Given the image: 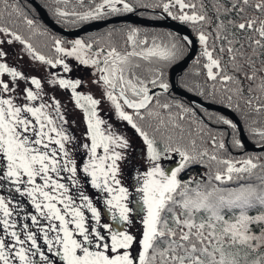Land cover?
Wrapping results in <instances>:
<instances>
[{"label":"snow or ice","instance_id":"6c2138e0","mask_svg":"<svg viewBox=\"0 0 264 264\" xmlns=\"http://www.w3.org/2000/svg\"><path fill=\"white\" fill-rule=\"evenodd\" d=\"M175 6H178L180 13L178 16L173 15L171 11V7ZM195 7V4L187 0H167L163 3V10L173 19L182 22L196 23L205 19L195 12L192 14L184 12L185 8L195 9ZM233 8L238 13H244L246 9L252 8L260 14L259 17L241 16L243 22L236 26L241 31L250 30L258 34L260 38L254 43L264 48V19H261L264 17V0H238L233 4ZM106 10L115 13L121 10L131 12L133 9L126 0H103L94 11L80 15L79 18L81 20L98 18L106 15ZM56 14L61 17L70 15L69 12L60 9H57ZM25 22L29 27L34 23L27 18ZM0 32L14 35V39L25 44L35 59L52 67L62 64L65 72L70 71L62 60H46L43 55L36 54L30 43H26L19 35L11 33L8 28L0 27ZM136 37L135 30L127 36V43L133 49L130 52L122 54L115 47H110L103 61L104 66L98 70L101 73L100 80L110 89L106 95L115 107L118 117L127 121L147 145L150 167L142 174V183L136 189L141 193L139 203L145 213L139 252L136 255L131 252L136 239L133 235L112 224H101L100 212L82 191L79 194L82 203L75 205L73 198L68 195V186L57 179L61 172H69L72 184L79 183L76 179V162L69 158V152L65 148V143L71 138L62 127L58 129L56 126L57 120L64 119L60 115V106L56 101H53L56 113L54 120L46 111L51 107L50 105L41 103L38 107L30 105L21 107L14 104L10 98H0V157L6 162L4 170L0 172V186L7 183L14 187L15 192L22 196L26 195L40 217L49 221L47 228L41 227L39 231L43 232V241L48 246V251L55 250L63 264H240L238 259L240 250L257 252L264 247V211L255 216L248 214V210L257 205L264 208V188L258 190L252 185H240L235 189H224L211 184V180L224 184L233 179V174L238 177L243 173L252 174L258 165L251 158L238 161L219 159L215 154L209 155L205 150L199 154L201 157L208 156L209 160L224 167L222 171L217 170L214 177L209 176L208 184L202 186L197 182L195 188L190 187L192 181L181 182L177 178L178 173L189 162L197 161V158L188 151L180 147L166 146L164 153L174 151L181 159L175 169L165 170L161 166L159 161L162 153L155 139L150 138L148 133L137 125L133 115L124 110L120 101L142 119L140 110L148 106L152 97L143 80L136 77L135 82L133 81L132 77L135 76L133 69L138 68L139 64H133L130 58L149 60L155 57L160 61L168 62L177 57L178 45L173 43L170 48L166 46L161 48L153 44L152 47L136 51L139 45L148 44L147 39L138 41ZM199 40L204 45L203 55L208 61L204 65L208 78L215 80L217 73H214L213 69H220V61L213 58L212 52L208 50L207 37L203 33L199 35ZM91 49L92 44L76 40L72 49L67 51L61 46V41H55L56 52L66 56H76L84 65H99V57L104 49H98L93 53L95 59L85 58L84 53ZM220 51L223 52L224 49L221 48ZM228 51L232 52L233 49L230 47ZM4 55L5 53L0 51V57ZM125 72H128L129 76H125ZM5 73L13 82L17 78L25 79L16 69L10 68L6 63H0V76ZM160 75L162 72H157L156 78L150 83L153 86L158 85L167 92L169 84L160 80ZM253 78V76L248 77V79ZM223 79L228 81L232 77L225 76ZM50 83H58L61 88H71L77 107L84 111L91 145L83 146L89 153L83 172L91 178L93 188L108 194L109 198L105 199L104 203L115 224L131 223L129 213L132 209L126 203L129 192L127 188L119 186L120 181L116 178L119 172L117 161L123 157L115 149L127 148L128 141L114 135L110 127L107 130L101 128L105 121L99 118L96 111L99 101L90 95L83 96L76 92V88L80 85L79 80L53 79ZM31 84L40 90L41 82L38 79L33 78ZM118 86L119 94L114 95ZM13 90L7 82L0 79V93ZM129 91L136 99L129 98L127 95ZM25 92L28 101L38 99L39 91L26 89ZM81 101L85 103L82 104ZM163 107L168 108L169 105L164 104ZM256 110L260 111V108ZM24 113L30 114L32 119H28L23 115ZM223 123L229 124L233 129L236 128V125L228 120H223ZM256 134L264 138V130H258ZM212 142L214 147L224 148L222 142L216 144L215 138ZM53 144L57 147H50ZM98 149H102L103 155H98ZM165 158L170 157L165 155ZM53 174L57 178H54ZM140 179L141 176L138 175L137 180ZM37 180L42 183H38ZM10 203H12L11 199L6 200L4 196H0V225L3 226L4 235L10 236L14 241L9 245L5 243L3 237H0V264H14L16 260L19 264H37V261L31 258L37 255L40 261L47 262L48 257L41 251L35 233L25 232V238L21 239L17 231L10 230L16 228L15 221H10L12 216ZM58 205H62V208ZM82 209H87L91 213L95 226L91 228L86 226V217ZM225 210L234 212L233 217L226 219ZM234 210H238V214H235ZM201 213L204 215L198 218V214ZM31 220L33 225L38 224L37 216L33 215ZM253 225L261 226L259 234L253 232ZM27 227L25 225V229ZM50 233L55 235L50 236ZM28 242L30 244L26 248L25 244ZM231 249L236 251L232 252ZM247 254L246 251L245 257ZM252 264H264V254L257 256Z\"/></svg>","mask_w":264,"mask_h":264},{"label":"trees","instance_id":"16d2710c","mask_svg":"<svg viewBox=\"0 0 264 264\" xmlns=\"http://www.w3.org/2000/svg\"><path fill=\"white\" fill-rule=\"evenodd\" d=\"M34 2L40 6L51 21L62 29H76L91 22L103 21L129 13L150 20H158L160 15H164L174 22L180 23L189 30L197 44V50L187 67L175 76V85L202 102L228 109L239 121L245 138L250 144H264V138L256 134L258 130H264V48L254 43L256 39L260 38L258 34L250 30L241 31L236 26L243 22L241 16H260L252 8L246 9L244 13H238L233 8V4L238 0H187V2L195 4L196 7L195 9L185 8L184 12L188 14L195 12L205 18L192 23L173 19L165 12L163 3L167 0H126L132 6L131 12L121 10L113 13L106 10V15L81 20L80 15L94 11L95 7L103 0H34ZM118 7L122 6L118 5ZM57 9L67 11L70 15L58 16ZM171 11L173 15L180 14L178 6L171 7ZM26 18L33 20L32 27L26 24ZM0 27H6L11 33L19 35L26 43L32 45L36 54L43 55L46 60L53 58L55 54L53 44L56 40L62 43L71 40L48 29L39 20L33 7L23 0H0ZM133 30L137 33L138 41L144 39L148 41L147 45H139L136 51L152 47L153 44L161 48L165 46L170 48L173 43H177V57L168 62L160 61L155 57L149 60L138 57L130 58L133 64H139L138 68L133 69L135 72V76L132 77L134 82L138 77L145 82L148 89L158 87V85L153 86L150 81L156 78L157 72H162L159 79L169 84L168 71L170 67L178 63L187 51L186 43L175 33L165 29L115 23L90 34L81 35L77 39L86 44H92L91 51L103 48L104 51L101 54L106 55L110 47H115L118 52L124 54L133 50L127 43V36ZM201 33L207 37V48L212 52L213 58L220 61V69H213V72L217 73L215 80L208 78L207 69L204 67L208 61L203 55L204 45L199 40ZM23 45L25 46V44ZM230 47L233 49L232 52L228 51ZM221 48L224 49L223 52L220 51ZM125 76H129V73L125 72ZM225 76H230L232 79L225 81L223 79ZM250 76L254 78L248 79ZM118 94L119 88L115 95ZM127 95L130 99H136L130 92ZM164 104L169 107L164 108ZM85 106L87 107V105ZM257 108H260V111H257ZM124 110L133 115L134 121L148 133L150 138L155 139L162 158L167 155L180 162L181 158L178 153L174 151L164 153V149L168 145L180 147L197 158L196 162H189L178 173L177 178L181 182L192 181L190 185L192 188L196 187L197 182L203 186L209 183V176L214 177L217 170H223L224 166L209 160L208 156L201 157L199 155L206 150L209 155L215 154L219 159L243 160L251 158L258 165L252 174L243 173L239 177L233 174V179L227 184L218 182L213 185L224 189H235L240 185H252L258 190L264 188V151L243 152L236 130L229 124L223 123V120L230 121L228 118L219 113L192 106L184 99L178 98L172 93L166 94L165 91L153 96L148 106L140 110L142 119L136 116L134 111L129 112L125 108ZM133 130L136 132L135 129ZM213 138L217 145L222 142L224 148L214 147ZM193 142H195V146H193ZM215 182L214 179L211 180V184ZM234 211L235 214H238V210ZM262 211L264 209L257 205L249 209L248 214L255 216ZM202 215L204 214H198V218ZM224 215L226 219L232 218L234 212L225 210ZM252 230L259 234L261 226L253 225ZM230 251L235 252L236 250L231 249ZM246 251L248 254L245 257ZM261 254H264V247H261L257 252L242 249L238 254V259L240 264H252V261Z\"/></svg>","mask_w":264,"mask_h":264},{"label":"flooded vegetation","instance_id":"af4514ba","mask_svg":"<svg viewBox=\"0 0 264 264\" xmlns=\"http://www.w3.org/2000/svg\"><path fill=\"white\" fill-rule=\"evenodd\" d=\"M124 108L129 112L133 111L132 109L127 108V106H125ZM77 109L80 111L81 117L75 118L71 121L68 119H63V121L56 123V126L58 129L62 127L65 133L71 138L68 142L65 143V148L69 152V158L76 162V179L79 183L78 185L72 184L71 179H69L71 175L69 172H61L59 178L55 177V174H53V176L54 178H57L59 182L64 183L68 186V195L73 198L75 205H79L82 203L79 198V194L82 191L86 196L89 197V199L93 203V206L96 207L100 212L101 224H112L114 227H120L132 235V232L135 230L133 227V222L137 221V219L142 217L144 214L142 205L139 203L141 193L137 192L136 189L142 183V174L145 173L150 167L148 161L147 145L144 143L143 138L139 134L132 133L131 129L128 128L129 126L127 127L125 122L124 124H110L111 132L114 135H118L121 137L123 136L124 139L128 141L127 148L115 149L116 151L120 152L123 157L121 160L117 161L119 172L117 173L116 178L120 181V187L128 189L129 196L126 203L128 204L129 208L132 209V211L129 213V219L131 223L116 225L111 218V213L108 211V208L104 203V200L109 198L108 194L101 193L97 189L93 188L91 185V178L86 176V174L83 172V167L89 159L88 149L84 148L83 146L85 144L90 146L91 140L88 138V127L85 120L84 111L79 107H77ZM101 128L104 130L109 129L106 127L105 123L101 125ZM50 147L55 148L57 146L53 144L50 145ZM97 152L98 155H103L102 149H98ZM168 160L169 159L161 157L159 161L164 169H166V165H168V163L170 162ZM5 163L6 162L3 160V158L0 157V172L4 170ZM178 165L179 161H177L176 167ZM138 175L141 176V179L139 181L137 180ZM37 182L42 183V181L39 180H37ZM0 196H4L6 200L11 199L12 201V203L9 204V209L12 210L10 221H15L16 228L10 230L17 231L21 239L25 238V232L35 233L37 237V243L39 244L41 251H43L44 254L48 257V261H40L39 255L31 258L37 261V264H63V261L61 260L60 256L55 253V250L49 252L48 246L44 244L43 232L39 231V229L41 227L47 228L49 221L40 217L30 199L26 195L22 196L20 193L15 192L14 187L8 185L7 183H3V186H0ZM58 207L62 208V205H58ZM82 210L85 213L86 226H88L89 228L95 226V221L92 219L91 213L88 212L87 209ZM33 215L37 216L38 218L37 225H33L32 223L31 217ZM54 223L58 224V222L56 221H54ZM25 225L28 226L27 229H25ZM101 231L104 230L101 229ZM104 234L107 235L106 232H104ZM49 235L54 236L55 233H50ZM0 237L4 238L6 244L10 245L14 243L10 236L4 235L2 225H0ZM29 244L30 242L26 243L25 247L27 248ZM13 251H15V249H13ZM14 264H19V261L16 260Z\"/></svg>","mask_w":264,"mask_h":264},{"label":"rangeland","instance_id":"374dc122","mask_svg":"<svg viewBox=\"0 0 264 264\" xmlns=\"http://www.w3.org/2000/svg\"><path fill=\"white\" fill-rule=\"evenodd\" d=\"M11 40V43H9ZM79 39H71L66 43L61 42V46L67 51H70L74 45V42ZM54 56L50 60H62L63 63H66L70 71L65 72L62 64H57L56 67H52L50 64L43 63L38 59H35L34 55L18 40L14 39L13 35L5 34L0 32V51L4 52L5 55L0 57V63H6L10 68L16 69L22 74L25 79L17 78L15 82L12 81V78L7 74L0 76L4 82L9 84L10 89H14L8 93H0V98L12 99L13 103L17 106L30 105L38 107L41 103L45 105H50L46 111L56 120V113L54 111L53 101L59 103L60 106V115L64 119L73 120L75 118L81 117L80 111L76 107V101L73 98L71 88H61L58 83H50L53 79H65L71 81H80V85L76 88V92L83 96H92L93 99L98 100L99 104L96 107V111L100 119L105 121L106 127L109 128L110 124H125L128 128L131 129L132 133L137 134L127 121L121 120L115 110V107L112 105L111 101L108 100L106 92L109 91L103 81L100 80V71L98 68L103 67L102 61L106 55L101 54L99 57V65H84L76 58V56H66L63 53H58L55 50V42L53 44ZM96 51H88L84 53L85 58L95 59L93 53ZM35 78L41 82L40 90H37L34 85L31 84V80ZM117 87L116 90H118ZM26 89H31L33 92L39 91L38 99L35 101H28L26 99ZM130 92V91H129ZM131 93V92H130ZM116 91L114 92V95ZM81 103H85L81 101ZM123 105V101H120ZM28 119H32L30 114L24 113ZM34 122V121H33ZM61 122L57 120L56 123ZM123 137V136H122ZM124 138V137H123ZM119 149V148H116ZM175 160V161H173ZM170 161L166 165L165 170H170L176 167L178 159L169 158ZM238 161V160H232ZM239 166V165H237ZM170 167V169H169ZM228 182V181H227ZM224 183V184H227ZM218 183L217 181L212 184ZM264 209V208H263ZM138 218L137 221L133 222L134 231L132 235L136 238L131 252L133 255H136L139 248V240L142 239V234L144 231L143 227V218Z\"/></svg>","mask_w":264,"mask_h":264},{"label":"water","instance_id":"95a60500","mask_svg":"<svg viewBox=\"0 0 264 264\" xmlns=\"http://www.w3.org/2000/svg\"><path fill=\"white\" fill-rule=\"evenodd\" d=\"M23 1L27 2L30 6L33 7V9L36 11L38 15L39 20L48 29H50L53 33L61 35L62 37H65L67 39H77L81 35L90 34L92 32H95L103 28L104 26L115 23H126L130 25H136L146 28H159L175 33L181 40H183L186 43L187 51L185 56L178 63L170 67L168 71L169 89L166 92V94L172 93L178 98L184 99L187 103H189L192 106L199 107L206 111H213L228 118L232 124L236 125L235 130L237 132L238 139L242 145L243 152L258 153L264 151V144L252 145L247 141L239 121L236 119L233 113L230 112L228 109L220 106L212 105L210 103L202 102L197 97L183 92L175 85L174 82L175 76L177 74H180L187 67L188 63L192 60L197 50V44L194 38L192 37V35L190 34L189 30L180 23L174 22L173 20L167 18L164 15H160L159 20H149V19L137 17L133 14H126L123 16L112 17L110 19H106L103 21L91 22L82 25L76 29H62L47 17L46 13L40 8L38 4L34 2V0H23ZM163 92L164 90L159 87H154L152 89H149V95L152 98L153 96L161 94Z\"/></svg>","mask_w":264,"mask_h":264}]
</instances>
